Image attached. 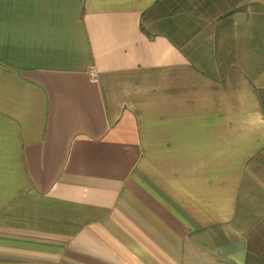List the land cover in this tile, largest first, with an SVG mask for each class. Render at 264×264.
Segmentation results:
<instances>
[{"label": "crops", "instance_id": "0c3cea01", "mask_svg": "<svg viewBox=\"0 0 264 264\" xmlns=\"http://www.w3.org/2000/svg\"><path fill=\"white\" fill-rule=\"evenodd\" d=\"M0 264H264V0H0Z\"/></svg>", "mask_w": 264, "mask_h": 264}]
</instances>
